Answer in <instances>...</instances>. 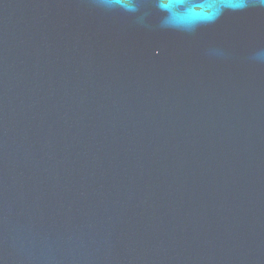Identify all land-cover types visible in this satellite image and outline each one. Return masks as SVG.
Wrapping results in <instances>:
<instances>
[{
	"label": "water",
	"instance_id": "water-1",
	"mask_svg": "<svg viewBox=\"0 0 264 264\" xmlns=\"http://www.w3.org/2000/svg\"><path fill=\"white\" fill-rule=\"evenodd\" d=\"M132 3L0 0V264H264V0Z\"/></svg>",
	"mask_w": 264,
	"mask_h": 264
},
{
	"label": "clouds",
	"instance_id": "clouds-1",
	"mask_svg": "<svg viewBox=\"0 0 264 264\" xmlns=\"http://www.w3.org/2000/svg\"><path fill=\"white\" fill-rule=\"evenodd\" d=\"M108 8L120 7L125 11H135L132 0H102ZM248 0H156V7L165 15L163 26L187 30L201 22H212L227 9L232 11L248 7ZM256 58L264 61V51Z\"/></svg>",
	"mask_w": 264,
	"mask_h": 264
}]
</instances>
